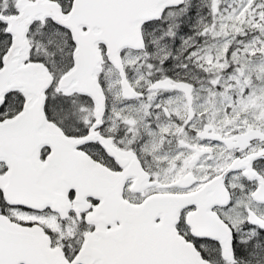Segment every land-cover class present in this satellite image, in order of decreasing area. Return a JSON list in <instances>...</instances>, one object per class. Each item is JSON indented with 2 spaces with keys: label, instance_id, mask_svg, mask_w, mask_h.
I'll list each match as a JSON object with an SVG mask.
<instances>
[{
  "label": "snow or ice",
  "instance_id": "obj_1",
  "mask_svg": "<svg viewBox=\"0 0 264 264\" xmlns=\"http://www.w3.org/2000/svg\"><path fill=\"white\" fill-rule=\"evenodd\" d=\"M0 264H264V0H0Z\"/></svg>",
  "mask_w": 264,
  "mask_h": 264
}]
</instances>
